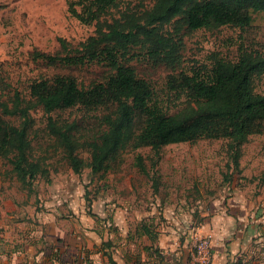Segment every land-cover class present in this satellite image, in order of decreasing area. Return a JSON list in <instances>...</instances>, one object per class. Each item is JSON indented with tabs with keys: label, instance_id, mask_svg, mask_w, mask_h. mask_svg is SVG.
Returning a JSON list of instances; mask_svg holds the SVG:
<instances>
[{
	"label": "rangeland",
	"instance_id": "1",
	"mask_svg": "<svg viewBox=\"0 0 264 264\" xmlns=\"http://www.w3.org/2000/svg\"><path fill=\"white\" fill-rule=\"evenodd\" d=\"M153 1L127 0L123 5L142 3L149 8ZM250 16V26L242 30L222 27L184 35L180 65L174 71L151 63L136 48L127 65L149 82L159 105L174 114L185 100L169 90L170 74L184 71L206 76L214 56L234 62L244 49L264 55V12ZM164 30L172 32V26ZM93 34V26L69 15L67 0H0V99L7 100L15 90L26 96L32 81L55 75H71L84 85L103 80L109 70L100 64L64 68L33 58L35 52L58 53L60 39L76 46ZM255 90L264 95V75L256 79ZM107 112L76 107L52 116L91 131ZM31 117L33 156L45 158L50 183L37 178L30 189H22L10 167L0 162V242L17 236L25 241L28 222L57 220L68 234L75 230L82 234L89 251L104 250L119 263L122 256H131V264H200L198 246L210 236L207 258L208 264H214L216 245L241 235L246 241L239 256L245 264H264V134L251 136L243 145L238 168L230 162L224 140L200 139L163 147L153 168L150 148L125 153L101 179L88 168L74 174L47 135L44 111L37 108ZM3 119L17 123L15 118ZM137 155L147 172L137 168ZM79 156L88 160L83 151ZM228 217L243 221H231V234L213 235L211 222ZM143 226L150 230V237L138 231ZM157 230L161 231L160 250L153 247ZM102 264H109L107 258Z\"/></svg>",
	"mask_w": 264,
	"mask_h": 264
},
{
	"label": "trees",
	"instance_id": "2",
	"mask_svg": "<svg viewBox=\"0 0 264 264\" xmlns=\"http://www.w3.org/2000/svg\"><path fill=\"white\" fill-rule=\"evenodd\" d=\"M126 1L67 0L69 15L93 26L94 34L76 46L60 39V50L54 55L33 54L35 60L50 66L100 64L109 70L107 77L87 85L71 75L39 78L29 84L26 96L15 90L7 100L0 99V162L10 167V174L22 189H30L37 178L50 183L45 158L33 156L31 112L37 108L46 114L47 135L62 151L72 172L79 174L88 168L101 179L114 170L125 153L150 148L153 168L163 147L200 139L224 140L227 156L238 168L243 145L251 136L264 134V95L255 90L256 79L264 75L263 54L244 49L234 62L214 56L206 76L184 71L170 74L169 90L185 100L183 108L174 114L159 105L149 82L127 65L136 48L151 63L174 71L180 65L184 35L222 27L245 29L251 24V13L264 12V0H154L149 8L142 3L124 6ZM168 25L172 32L164 30ZM76 107L108 112L91 131L75 121L52 116L53 112ZM3 117L15 118L17 123ZM79 151L88 154L87 161ZM136 161L137 168L147 172L140 155ZM152 184L156 190V180ZM138 231L151 236L145 226ZM54 242L44 253L57 264H89L98 254L117 264L104 250L85 248L79 235L67 233ZM243 260L237 256L231 264H245ZM124 261L131 264L132 257L126 256Z\"/></svg>",
	"mask_w": 264,
	"mask_h": 264
},
{
	"label": "crops",
	"instance_id": "3",
	"mask_svg": "<svg viewBox=\"0 0 264 264\" xmlns=\"http://www.w3.org/2000/svg\"><path fill=\"white\" fill-rule=\"evenodd\" d=\"M37 213L39 212H36V217L39 216ZM231 221L241 224L242 222L240 221H243V218L236 217L235 219L234 217H228L227 220L225 219L222 221L214 219L213 222H211L213 235H215L216 232L218 234L223 233V235L231 234V226L233 225ZM27 230L28 232L25 241L21 236H17L16 238L13 237L9 240L0 242V264H57L53 258L46 257L44 253L45 247L48 245H55L54 240L57 238H63L68 231L64 230L60 222L57 220L53 221L47 219L44 221L38 220L36 222H28ZM17 231L19 232V230ZM160 232L161 231L157 230L154 234V242H156V244L154 243L153 247L158 250H160L158 248L161 236ZM74 233L75 235H79L81 240L84 241L82 234L78 233L77 230H75ZM245 241L246 240L239 235L225 240V243H218L215 248L214 264H224V260L227 264H231L233 260L239 256V252L242 251ZM76 247H78V244ZM110 256L117 264H125L124 256L120 259V263L114 259L113 255ZM104 258L107 257L98 254L96 255V259L90 264H102ZM251 264H258V262L253 261Z\"/></svg>",
	"mask_w": 264,
	"mask_h": 264
},
{
	"label": "built area",
	"instance_id": "4",
	"mask_svg": "<svg viewBox=\"0 0 264 264\" xmlns=\"http://www.w3.org/2000/svg\"><path fill=\"white\" fill-rule=\"evenodd\" d=\"M210 252V236L204 238L198 246V255L200 264H208L209 258H207Z\"/></svg>",
	"mask_w": 264,
	"mask_h": 264
}]
</instances>
